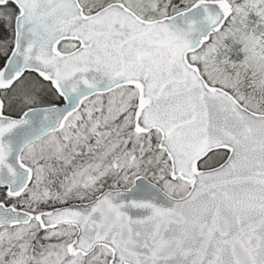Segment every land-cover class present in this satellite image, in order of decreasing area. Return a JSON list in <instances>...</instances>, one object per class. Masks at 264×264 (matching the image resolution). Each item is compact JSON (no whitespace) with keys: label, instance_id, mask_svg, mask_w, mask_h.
Segmentation results:
<instances>
[{"label":"snow or ice","instance_id":"1","mask_svg":"<svg viewBox=\"0 0 264 264\" xmlns=\"http://www.w3.org/2000/svg\"><path fill=\"white\" fill-rule=\"evenodd\" d=\"M0 264H264V0H0Z\"/></svg>","mask_w":264,"mask_h":264}]
</instances>
